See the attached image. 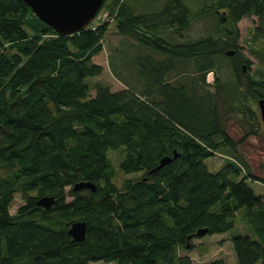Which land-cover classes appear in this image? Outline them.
Masks as SVG:
<instances>
[{"label": "trees", "instance_id": "trees-1", "mask_svg": "<svg viewBox=\"0 0 264 264\" xmlns=\"http://www.w3.org/2000/svg\"><path fill=\"white\" fill-rule=\"evenodd\" d=\"M163 1L150 15L135 13L127 0L103 1L115 31L138 51L131 58L117 50L113 74L124 87L112 91L87 82L103 71L92 58L103 49L107 22L60 35L24 1L0 0V264H191L179 249L192 248L199 228L231 231L238 214L254 237L231 236L237 263L264 264V200L249 184L264 185V178L254 175L224 122L232 111L259 124L264 71L244 73L250 60L237 23H264V0H210L194 12L182 0ZM208 14L218 37L183 39L193 18ZM260 49L264 54V39ZM216 55L244 65L232 62L234 79L216 76L210 91L203 85ZM120 147L122 173L136 175L117 186L107 153ZM221 149L231 158L212 172L205 160ZM174 150L176 158L149 172ZM80 181L96 189L73 190ZM17 192L23 202L11 214ZM44 195L57 204L36 205ZM78 220L86 236L72 242L67 228Z\"/></svg>", "mask_w": 264, "mask_h": 264}, {"label": "rangeland", "instance_id": "rangeland-1", "mask_svg": "<svg viewBox=\"0 0 264 264\" xmlns=\"http://www.w3.org/2000/svg\"><path fill=\"white\" fill-rule=\"evenodd\" d=\"M182 1L190 11L194 12L210 0ZM127 2L133 8L135 13H146L149 15L154 11L160 10L164 3L163 0H127ZM107 10L108 8L106 6L102 8L100 7L92 22V24H96L102 21L109 24L108 30L103 38V49L92 58L95 63L103 67V71L101 75L87 79V82L90 84V81L92 80V85L97 81L103 82L108 84L111 90L114 91L124 87L113 74V66L117 65L120 68L121 64V60L118 57L120 54L116 53L118 52L117 50L123 48L125 52L124 55L128 54L131 58L138 51L133 47L134 42L131 38L115 31V25L113 21L109 19ZM237 27L239 29L238 45L241 46L242 53L250 60V65L248 68H245V65L239 62L237 57H234V60L231 61L229 58L230 56H213L215 62L217 61V65L212 71L206 73L205 82L207 85H203V87H206L210 91L215 89L213 82L216 76L221 78L224 82H230L234 79L235 74L233 72L232 62H236L239 66L243 64L244 73L249 72L256 77H260L259 72L264 71V54L260 51V43L264 37L257 33V30L264 32V23L258 17L242 18L237 23ZM210 33L213 34L214 37H218L214 16L208 14L200 18H193L189 28L183 32V39H194ZM253 49L256 51H253ZM142 52H144V50ZM129 74L128 71L124 72L125 76H128ZM89 92L94 95L95 89L92 87ZM255 107H257L256 102ZM257 117L259 124L255 127H251L245 119L237 117V115L231 111L224 116V122L228 134L233 141L236 142L239 153H241L243 158L249 163L254 175L264 178V124L261 122L258 109ZM247 131H250L251 133L242 141V138H244ZM107 157L115 172L113 181L117 186H121L124 177H135L136 173L124 175L120 169V163L125 157L123 147L109 150ZM227 158H231L228 151L221 149L220 152L216 153L213 157L206 159L205 163L210 171L214 172L225 165V160ZM249 184L254 192L261 195L264 200V185L258 181L250 182ZM22 202L21 194L18 192L15 193L14 201L10 205V213L15 214L17 207L21 205ZM218 209L219 205H214L212 208V210ZM235 219L236 226L231 231L212 235L205 234L194 238L191 241L192 248L190 250L180 248L179 255H188L191 259V264H208L210 261L218 258L224 259L226 264H238L232 249L231 236L236 234H249L251 237H254V235L251 231L247 233L243 219L242 217L240 218L239 214L236 215ZM89 264H115V262L106 263L98 261ZM256 264L262 263L258 261Z\"/></svg>", "mask_w": 264, "mask_h": 264}, {"label": "water", "instance_id": "water-1", "mask_svg": "<svg viewBox=\"0 0 264 264\" xmlns=\"http://www.w3.org/2000/svg\"><path fill=\"white\" fill-rule=\"evenodd\" d=\"M35 14V16L56 33L60 35H71L86 30L93 22L96 13L100 9L104 0H22ZM226 55H232L233 51L227 50ZM257 109L264 124V99L256 101ZM178 153L174 150L172 156H164L159 163L149 172H154L169 164ZM88 188L92 191L96 189L94 183L90 181H80L73 185V190ZM36 205L44 209H50L57 204L53 196L44 195L36 199ZM207 232V228H199L195 235L202 236ZM67 235L72 242H81L86 236V222L82 220L70 223L67 228Z\"/></svg>", "mask_w": 264, "mask_h": 264}]
</instances>
